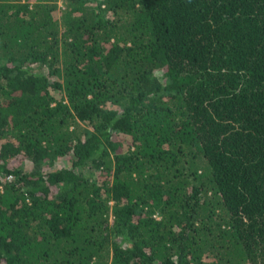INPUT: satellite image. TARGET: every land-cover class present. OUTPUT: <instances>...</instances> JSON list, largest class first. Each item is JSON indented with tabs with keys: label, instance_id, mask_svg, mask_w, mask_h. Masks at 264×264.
I'll return each mask as SVG.
<instances>
[{
	"label": "trees",
	"instance_id": "1",
	"mask_svg": "<svg viewBox=\"0 0 264 264\" xmlns=\"http://www.w3.org/2000/svg\"><path fill=\"white\" fill-rule=\"evenodd\" d=\"M59 1L0 0V264H264V0Z\"/></svg>",
	"mask_w": 264,
	"mask_h": 264
},
{
	"label": "rangeland",
	"instance_id": "2",
	"mask_svg": "<svg viewBox=\"0 0 264 264\" xmlns=\"http://www.w3.org/2000/svg\"><path fill=\"white\" fill-rule=\"evenodd\" d=\"M58 6H59V9H60V10H65V9H66V3H65V1H64V0H60V1L58 2ZM35 71L38 72V69L36 68ZM45 71H46V70H45ZM84 127H85L86 129H88V126H87V125H84Z\"/></svg>",
	"mask_w": 264,
	"mask_h": 264
}]
</instances>
